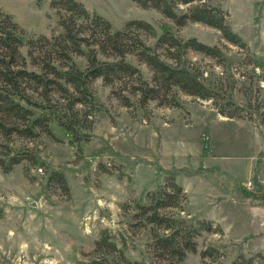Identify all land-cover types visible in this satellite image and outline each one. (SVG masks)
<instances>
[{
  "label": "rangeland",
  "instance_id": "1",
  "mask_svg": "<svg viewBox=\"0 0 264 264\" xmlns=\"http://www.w3.org/2000/svg\"><path fill=\"white\" fill-rule=\"evenodd\" d=\"M51 1L0 0V9L14 16L28 40L61 31ZM78 1L110 20L116 29L129 20L144 19L158 34L166 23L183 39L196 37L219 45L226 56L225 67L195 51L189 52L188 59L211 81H225L226 77L236 81L234 99L248 106L251 98L253 117H226L211 100L184 94L180 108L154 102L145 110H131L97 79L94 89L100 108L91 140L74 142L73 135L56 120L51 123L56 140L47 136L34 141L13 138L14 149L30 147L40 162L32 165L25 160L8 173L0 167V264L88 261L104 229L111 231L120 246L125 239L129 259L155 261L148 248L150 229L133 233L129 229L131 214L124 213L122 204L144 202L147 193L162 186L175 171L189 198L181 214L212 219L223 229V234L199 237V251L190 253L185 264H202L200 251L207 243L221 248L227 262L244 252L259 254L256 264H264V182L258 176L259 170L264 175V121L254 111L256 106L264 110V0H211L229 13L231 26L248 43L249 52L223 39L214 27L189 22L177 29L158 10L143 8L133 0ZM22 50L27 55L28 46ZM77 61L85 65L84 59ZM140 67L149 77L148 68ZM210 162L217 167L206 169ZM100 163L109 172L101 171ZM53 169L65 173L70 196L57 187L54 192L47 190L48 173ZM187 170L198 173L188 175ZM249 181L253 182L251 188Z\"/></svg>",
  "mask_w": 264,
  "mask_h": 264
},
{
  "label": "trees",
  "instance_id": "2",
  "mask_svg": "<svg viewBox=\"0 0 264 264\" xmlns=\"http://www.w3.org/2000/svg\"><path fill=\"white\" fill-rule=\"evenodd\" d=\"M133 1L143 8L158 10L177 29L189 22L204 23L218 29L223 39L250 51L248 43L231 26L229 13L211 0ZM51 6L57 10L61 31L28 40L26 30L14 16L0 9V134L4 139L0 142V167L4 172H11L25 160L39 164L34 150L14 149L11 143L14 137L34 141L47 136L56 140L53 120L73 135L74 142L91 140L95 114L100 108L94 89L97 79L111 87L112 96L131 110H145L154 102L157 106L180 108L184 94L211 100L223 116L253 117L249 112L251 98L248 106L234 99L236 81L230 77L211 81L188 59L189 52L195 51L225 67L226 56L219 45L196 37L183 39L166 23L158 34L156 27L144 19L129 20L123 28L116 29L110 20L89 11L78 0H52ZM25 46L27 55L22 50ZM77 58L84 59L85 65H79ZM140 65L148 68L149 77ZM261 78L264 81V76ZM262 108L256 106L254 111L264 121ZM99 168L110 170L104 163ZM177 173L172 172L162 186L149 191L144 202L122 204L124 213L131 214L129 229L133 233L150 229L148 248L155 261L129 259L125 239L120 246L111 231L104 229L92 258L79 264H185L190 253L199 251L198 238L204 233L223 234L222 227L212 219L181 214L189 198L184 186L177 182ZM196 173L197 170H187L188 175ZM26 174L29 176L28 169ZM46 187L50 192L57 187L63 195H71L65 173L56 169L49 171ZM200 256L202 264H256L260 255L240 252L227 262L221 248L207 243Z\"/></svg>",
  "mask_w": 264,
  "mask_h": 264
},
{
  "label": "crops",
  "instance_id": "3",
  "mask_svg": "<svg viewBox=\"0 0 264 264\" xmlns=\"http://www.w3.org/2000/svg\"><path fill=\"white\" fill-rule=\"evenodd\" d=\"M213 159H211V161H212ZM216 164L215 163H213V162H210V163H208L205 167H206V169H212V168H216L217 166H215ZM259 175V179L261 180V181H263L264 182V175H263V173H262V170H259V173H258Z\"/></svg>",
  "mask_w": 264,
  "mask_h": 264
},
{
  "label": "built area",
  "instance_id": "4",
  "mask_svg": "<svg viewBox=\"0 0 264 264\" xmlns=\"http://www.w3.org/2000/svg\"><path fill=\"white\" fill-rule=\"evenodd\" d=\"M247 185H248L249 188H251V187L253 186V182H252V181H249V182L247 183Z\"/></svg>",
  "mask_w": 264,
  "mask_h": 264
}]
</instances>
